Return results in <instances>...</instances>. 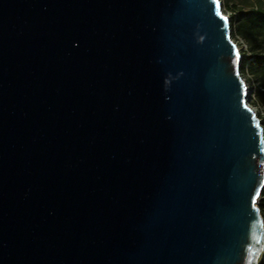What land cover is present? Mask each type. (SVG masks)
Masks as SVG:
<instances>
[{
    "label": "water",
    "instance_id": "water-1",
    "mask_svg": "<svg viewBox=\"0 0 264 264\" xmlns=\"http://www.w3.org/2000/svg\"><path fill=\"white\" fill-rule=\"evenodd\" d=\"M242 59L222 0H0V264H261Z\"/></svg>",
    "mask_w": 264,
    "mask_h": 264
},
{
    "label": "trees",
    "instance_id": "trees-1",
    "mask_svg": "<svg viewBox=\"0 0 264 264\" xmlns=\"http://www.w3.org/2000/svg\"><path fill=\"white\" fill-rule=\"evenodd\" d=\"M232 34L234 36H243L252 42L251 54L242 53V73L253 72L261 84L260 93L264 92V51H258L257 44H253L259 37L264 38V8H253L250 11H234L231 15ZM256 49V50H255ZM264 123V119H262ZM259 207L264 217V188L259 200ZM264 264V257L261 262Z\"/></svg>",
    "mask_w": 264,
    "mask_h": 264
},
{
    "label": "rangeland",
    "instance_id": "rangeland-1",
    "mask_svg": "<svg viewBox=\"0 0 264 264\" xmlns=\"http://www.w3.org/2000/svg\"><path fill=\"white\" fill-rule=\"evenodd\" d=\"M224 10L229 12L234 11H250L253 8H264V0H222ZM234 39L240 45L241 52H244V55L251 54V51H254L252 48V42L247 40L243 36H234ZM257 44L256 48L258 51H264V38L259 37L256 41H253V44ZM255 49V50H256ZM246 78L248 85L251 89L250 103L258 112V115L261 119H264V92L260 93L261 84L258 81L256 75L253 72L243 73ZM264 126V123H262Z\"/></svg>",
    "mask_w": 264,
    "mask_h": 264
},
{
    "label": "snow or ice",
    "instance_id": "snow-or-ice-1",
    "mask_svg": "<svg viewBox=\"0 0 264 264\" xmlns=\"http://www.w3.org/2000/svg\"><path fill=\"white\" fill-rule=\"evenodd\" d=\"M217 11L219 12V0H217ZM225 20H227L226 17H224Z\"/></svg>",
    "mask_w": 264,
    "mask_h": 264
},
{
    "label": "built area",
    "instance_id": "built-area-1",
    "mask_svg": "<svg viewBox=\"0 0 264 264\" xmlns=\"http://www.w3.org/2000/svg\"><path fill=\"white\" fill-rule=\"evenodd\" d=\"M226 12V11H225ZM227 13V12H226ZM234 12L232 11V12H229V13H227L230 17H231V15L233 14Z\"/></svg>",
    "mask_w": 264,
    "mask_h": 264
}]
</instances>
